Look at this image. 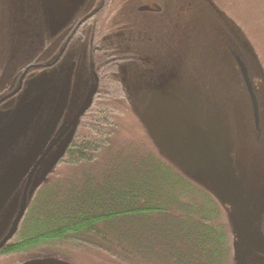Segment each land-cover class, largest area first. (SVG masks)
Instances as JSON below:
<instances>
[{"label": "trees", "instance_id": "16d2710c", "mask_svg": "<svg viewBox=\"0 0 264 264\" xmlns=\"http://www.w3.org/2000/svg\"><path fill=\"white\" fill-rule=\"evenodd\" d=\"M123 94L101 81L8 249L74 264H234L228 211L155 147Z\"/></svg>", "mask_w": 264, "mask_h": 264}, {"label": "rangeland", "instance_id": "374dc122", "mask_svg": "<svg viewBox=\"0 0 264 264\" xmlns=\"http://www.w3.org/2000/svg\"><path fill=\"white\" fill-rule=\"evenodd\" d=\"M86 1L0 0V81L8 83L12 80L14 72L42 48L45 40L51 36L50 30L59 22L62 23L60 27H63ZM138 1L118 0L120 19L124 23L130 22L129 30L125 29L128 38L130 37L128 50L141 51L144 55L143 52L150 47L154 55L150 65L141 67L137 72L136 69H131L128 79L125 80V86L130 89V98L134 100L133 108L136 111L135 113L132 108L134 119L141 123L151 110L168 108L179 109L195 121L206 123L214 146L213 161L225 166L237 186L242 189L241 205L245 208L247 216H250L251 212L246 205L252 203L256 208L259 203L264 204V64L256 52L242 54L260 104V134L254 127L249 95L234 60L228 53L221 52L223 41L217 44L215 41L211 44L209 42L208 47H202L201 50H207V53L193 47L197 37L196 30L199 28V33L205 32L200 26L193 27V22H197L194 14L199 12L193 3L174 0L168 4V8L176 5L172 10L176 15L184 16L183 20L191 28V38L188 39L191 41L190 46L182 49L180 46L183 44L181 40L183 32L174 26L178 24L179 17L171 19V26L168 28H159L154 25V19L138 12L136 6ZM258 21L259 19H253L250 23L257 24ZM136 23L140 29L139 42L129 36V33L134 32L133 26ZM260 31L264 34V26ZM184 33L186 34V31ZM225 38L224 35L223 39ZM88 54L85 50L73 49L69 54H65L55 67L45 68L35 74L32 70L28 76L25 75L24 80L16 82L15 87L18 86L17 89L21 90H18V93L13 92L15 96L7 101L0 102V112H3L0 114V126L11 118L16 106L39 92L46 96L42 112L44 117L57 111L61 114L62 127L76 124L80 112L90 103L95 88V66ZM184 56H187V59L182 60ZM180 60L182 64L184 62L188 65H180ZM192 61L206 67L198 69V72H204L206 77L194 75L196 65L190 64ZM184 72L190 77L186 81L180 78ZM221 80L226 84V88L224 84L219 85ZM44 117L31 126L29 134L36 133ZM18 146L23 145L18 144L0 159V179L5 176L13 157H16L15 151ZM197 176L204 178L210 174L201 170ZM39 179L37 175L31 184L24 182L8 200L0 202V236L6 230V224L18 213L21 201H26L21 195L27 192L28 196L29 191L26 190H31L39 183ZM214 185L221 186L217 182H214ZM224 188L221 194L227 200L231 193ZM259 223L264 226L263 221L259 220ZM249 253L244 264H264L263 258L258 259L254 257L256 255L253 252Z\"/></svg>", "mask_w": 264, "mask_h": 264}, {"label": "water", "instance_id": "95a60500", "mask_svg": "<svg viewBox=\"0 0 264 264\" xmlns=\"http://www.w3.org/2000/svg\"><path fill=\"white\" fill-rule=\"evenodd\" d=\"M147 10L151 9L148 8ZM223 38L224 36L217 37L216 44L221 40L224 42ZM223 42L221 52H224L222 50ZM200 52L207 53V50ZM249 52L254 51L250 48ZM200 55L202 56V54ZM183 59H187V56H184ZM182 60H180V65H188V63L184 62L182 64ZM234 60V64L237 65L235 66L238 74L249 95L254 127L261 134L260 104L250 78L249 69L240 56L235 55ZM190 64L196 65V68L194 67V70L196 69V72H194L195 76L206 77L204 72H198V69H205V66L195 64L193 61ZM182 71H184V67H182ZM222 81L219 82V85L224 84ZM224 88H226V84H224ZM89 101L90 103L80 112L76 124L62 127L60 125L61 114L59 112L54 111L48 117L43 116L42 112L46 103V96L44 93H35L31 98H26L16 106L11 114V118L0 126V159L5 156L7 151H12V148L18 144L23 145L17 147L15 151L16 157H13L10 167L7 168L4 174L5 176L3 175L4 177L0 179V202L8 200L21 188L24 182L31 184L35 176L38 175L40 177L38 184L33 187L32 184V189L26 190L29 191L28 196L27 192L21 195V197L26 198V201H21L18 213L10 223L6 224V230L0 237L7 235L8 238L15 232L34 192L56 168L71 145L81 116L93 102L91 99ZM129 101L133 108L134 100L129 99ZM133 111H135L134 108ZM2 113L1 111L0 114ZM43 117L44 120L40 123L41 127L36 130V133L29 134L31 126ZM142 123L155 147L167 155L178 168L196 177V179L209 187L228 211L234 227L236 264H244L247 261V255L250 254L249 251L256 255L254 257L264 259V226L259 223V220L264 222V204L259 203L256 208L253 207L252 203L246 205L251 212L250 216H247L245 208L241 205L243 199L242 189L237 186L236 181L229 175L225 166L213 161L214 146L206 123L195 121L179 109L172 110L168 108H155L151 110ZM61 129H63V132L60 134L58 131ZM54 143L56 146L51 150ZM232 146L233 143H231ZM201 170L209 172L210 176L199 178L197 174ZM214 182L220 183L221 186L216 187ZM223 188L231 193L230 198L227 200L221 194ZM23 264L71 263L46 256Z\"/></svg>", "mask_w": 264, "mask_h": 264}, {"label": "flooded vegetation", "instance_id": "af4514ba", "mask_svg": "<svg viewBox=\"0 0 264 264\" xmlns=\"http://www.w3.org/2000/svg\"><path fill=\"white\" fill-rule=\"evenodd\" d=\"M170 1L174 0H139L136 6L139 13H145L146 17L154 19V25L162 29L171 26V19L176 16L179 17L178 24L174 26H176L175 29H180L183 32L181 34L183 44L180 48H189L191 41L189 42L188 39L191 38V28L183 20L184 16L176 15L172 10L176 5L168 8ZM177 1H190L195 9L199 10L194 14L197 22H193V27L198 28L200 26V28L205 29V32L199 33V28L196 30L197 37L193 47L202 51L201 48L208 47L209 42L210 44L216 42L217 37L225 35L222 50L228 53L232 60L235 59V55H238L244 61L242 54L248 53L251 48L259 55V59L264 64V34L260 31V28L264 26V0ZM148 8L151 10H147ZM118 11V0H87L80 5L78 12L63 27H60L62 23L59 22L55 28L50 30L51 36L45 40L42 48L14 72L12 80H9L8 83L0 81V102L7 101L13 97L14 93L21 90V88L17 89L18 86L15 87V83L20 79L24 80L25 75L28 76L30 71L34 70L35 74L45 68L55 67L60 59L73 49L87 51L95 66L96 80L91 100L94 101L99 95L101 81L106 78L110 83H118L122 86L123 97L131 99L130 89L125 86V80L128 79L131 69H136L137 72L141 67L151 64L153 51L149 47L142 55L141 51L128 50L130 37L128 38V32L125 29L129 30L130 22L124 23L120 19ZM253 19H259L257 24L256 22L250 23ZM218 26L225 31H219ZM133 28L135 30L129 33V36L134 37V40L139 42L140 32L138 30L140 29L137 28V23L134 24ZM185 42L187 44H184ZM180 75L182 76V74ZM180 78L186 81L190 77L184 72ZM61 132L63 129L58 131L60 134ZM55 146V143L52 144L51 150ZM21 224L20 221L12 236L0 237V264H23L44 257L38 253L40 251L39 246L28 251H10L8 249L14 244L12 242L16 240ZM55 258L74 264L68 259Z\"/></svg>", "mask_w": 264, "mask_h": 264}, {"label": "bare ground", "instance_id": "6f19581e", "mask_svg": "<svg viewBox=\"0 0 264 264\" xmlns=\"http://www.w3.org/2000/svg\"><path fill=\"white\" fill-rule=\"evenodd\" d=\"M63 159V158H62Z\"/></svg>", "mask_w": 264, "mask_h": 264}]
</instances>
